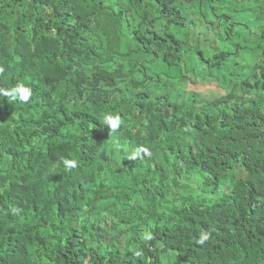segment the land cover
I'll return each mask as SVG.
<instances>
[{"label":"trees","instance_id":"trees-1","mask_svg":"<svg viewBox=\"0 0 264 264\" xmlns=\"http://www.w3.org/2000/svg\"><path fill=\"white\" fill-rule=\"evenodd\" d=\"M0 68V264H264V0H0Z\"/></svg>","mask_w":264,"mask_h":264},{"label":"clouds","instance_id":"clouds-1","mask_svg":"<svg viewBox=\"0 0 264 264\" xmlns=\"http://www.w3.org/2000/svg\"><path fill=\"white\" fill-rule=\"evenodd\" d=\"M3 71H4L3 68H0V73H2ZM0 95L8 98L12 102L19 101V102L27 103L30 101V98L32 97L33 93H32V89L30 87L25 86L24 84L21 83V84H17L16 86H14L12 88H0ZM103 122L112 132H116L120 128L121 117L118 114L106 113L103 116ZM91 151L92 150H88L84 154V159H85L86 163H88L87 165L81 166V169H82L84 175L90 181L95 183L99 189H102V190L105 189V190L112 191V192H118V190H114V188L116 187L115 183H113L109 180H100L99 179V177L96 173L95 167H100L104 163H106L107 161L103 160L102 158L93 157L90 154ZM142 151L147 153L148 149L143 148L140 150V152H142ZM136 155H139V152ZM133 158L135 159V156ZM63 163L66 166V168L69 170L75 169L77 167V161L74 159H65V160H63ZM236 169H239V168L237 167ZM145 170H146V168H145ZM176 174L178 175V180L182 181V183L184 181H190L191 180L189 175H187L186 173L182 174L180 172V168H178V170L176 171ZM67 176H68V173L65 172L64 174H62L60 176V178L64 181H66ZM260 181H262V176L261 175L256 176L255 184L257 182H260ZM163 190H164L165 194L169 191V189L165 188L164 186H163ZM122 191L123 190H121V192ZM38 193H39V197H41L44 194V191L39 186H38ZM197 193H198V196H205L207 199L206 201L211 202V195L209 193L204 194L203 190H200ZM230 193L231 192L223 193L220 191L219 198H222L225 194H226L225 196H227ZM222 194H224V195L221 197ZM122 195H124V194H122ZM171 197L172 198L174 197L173 193L171 194ZM220 201L217 202L216 205L220 204V210H221L223 205L221 204ZM210 202L201 203L200 206L210 207L211 206ZM213 203H215V202H213ZM134 209H135L134 206H129V210H134ZM142 233H143V235H142ZM138 236H142V239H144V227L142 229H139L136 226L133 229H128L127 223H126L125 226L123 227V233H121L120 238H119V240L120 239L123 240V244H121V246H120L119 244L115 243L114 245L116 247H126V239L135 238ZM206 239H207V236H204L198 241V243L203 244L204 240H206Z\"/></svg>","mask_w":264,"mask_h":264},{"label":"rangeland","instance_id":"rangeland-1","mask_svg":"<svg viewBox=\"0 0 264 264\" xmlns=\"http://www.w3.org/2000/svg\"><path fill=\"white\" fill-rule=\"evenodd\" d=\"M192 88H196L195 90L204 94L205 96H212L214 98H218L223 95V91L216 85L207 84L204 86H195ZM216 196H211V204L215 201Z\"/></svg>","mask_w":264,"mask_h":264}]
</instances>
